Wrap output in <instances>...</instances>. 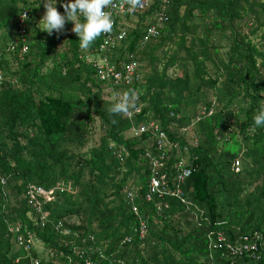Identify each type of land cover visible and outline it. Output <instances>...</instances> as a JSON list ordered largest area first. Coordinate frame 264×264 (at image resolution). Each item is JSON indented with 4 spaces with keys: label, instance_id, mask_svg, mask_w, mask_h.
Returning a JSON list of instances; mask_svg holds the SVG:
<instances>
[{
    "label": "trees",
    "instance_id": "obj_1",
    "mask_svg": "<svg viewBox=\"0 0 264 264\" xmlns=\"http://www.w3.org/2000/svg\"><path fill=\"white\" fill-rule=\"evenodd\" d=\"M165 1L112 11L116 42L99 51L103 35L82 50L72 22L41 31L43 0H0V264H264L226 249L264 229V127L253 121L264 108V0ZM67 2L57 0L62 15ZM161 12L158 36L144 41ZM100 65L120 77L102 80ZM130 89L137 113L111 114ZM159 132L164 159L153 172ZM184 166L192 173L179 183ZM151 177L178 185L185 203L148 199ZM29 185L45 192L40 209L26 199ZM27 232L25 250L17 236ZM217 234L225 242L214 249Z\"/></svg>",
    "mask_w": 264,
    "mask_h": 264
},
{
    "label": "built area",
    "instance_id": "obj_2",
    "mask_svg": "<svg viewBox=\"0 0 264 264\" xmlns=\"http://www.w3.org/2000/svg\"><path fill=\"white\" fill-rule=\"evenodd\" d=\"M114 3L117 6L107 9L108 11H111V12L115 11L121 16H124L127 13H133V12L128 11L129 5L122 3V0H116V1L114 0ZM162 3L165 4L166 1L162 0ZM147 6H148V0H141V5L138 6L134 12H141L145 10ZM165 21H166L165 15L162 12L157 13L156 21L151 27L148 28L146 36L143 38L144 41H148V39H152V38L155 39L158 36V32H159L158 28L161 27L162 23ZM17 33H18L19 38L21 39L20 41L21 52L22 54H25L28 50V47L25 42V27H24V22L21 19V17L19 18V28H18ZM122 37H123V33L117 36V40H121ZM115 42H116L115 38L110 33L103 34V43L100 45L99 51H102L105 48L113 46ZM14 50H15L14 44H11L7 47V51L9 52H13ZM0 58H1V54H0ZM98 68H99V74L101 75L102 80L108 78L109 76L113 78L120 77L121 73H119L118 71H114L112 67H107V66L103 67L102 65H100ZM133 69H134V64H128L126 66L125 72H122L124 78L127 81H130L133 78L134 76ZM2 82H3V75H2V72L0 71V84ZM204 112L205 110L203 109L201 113L204 114ZM134 113H137V111L136 110L129 111V113L127 114L128 118L130 119ZM211 113L212 111L210 110L207 112V115H211ZM141 131H144V129L141 128ZM163 137H164L163 133L159 132L157 135V141H156V149L159 152V155L157 157L150 156L151 157V167H152L153 172L157 168L163 165L162 162L164 159V153L161 151L164 147ZM234 165H235V170L239 171L240 161L236 160L234 162ZM191 173L192 171L190 168L186 166L181 167L178 170V173L176 175L177 181L179 183H183L185 179H187L191 175ZM1 182L3 183V181ZM149 188H150V193L147 195L148 199L150 198L151 195H153L154 193H157L159 197H163L164 195H169L171 197L179 198L182 203H185V200L181 196L182 193H181V189L179 188V186L176 185L175 189H170L167 183H164L163 177L160 179L156 177H151ZM44 194L45 192L41 188H38L32 185H29L28 190L25 193L28 203L32 205L33 207H36L37 209H40V207L38 206L39 205L38 197ZM128 197L130 201L133 200L131 194H128ZM132 211L135 215L137 216L139 215V211L136 206L132 207ZM197 211L199 212L200 210H197ZM201 214L202 212L199 213V215ZM18 230H19L18 226L11 228V231H14V232H18ZM146 230H147V227L145 225V221L139 217V222H138V227H137V235L139 236V238L142 239L144 237ZM215 237H216L215 241L211 242V247L214 249L221 248V246L224 245V242H225L224 237L221 234H217ZM208 238L209 240L213 239L212 233L208 235ZM90 239H92V237H90ZM249 240L250 239L245 236L243 237L244 243L242 245L239 246V245L226 244V249L229 250L232 255H241L243 251L250 252L252 253L253 256H256V259H259L261 255H264V244L262 245L260 244V243H264V229L262 231H254L252 233V239H251L252 243L251 244H248ZM17 241H18V244L23 246L25 250H28L30 248V244L33 241V236L31 233L27 232L25 238L18 235ZM74 252L80 258L83 256V251L80 249L76 248L74 249ZM83 262L84 264H95L89 258H84Z\"/></svg>",
    "mask_w": 264,
    "mask_h": 264
},
{
    "label": "clouds",
    "instance_id": "obj_3",
    "mask_svg": "<svg viewBox=\"0 0 264 264\" xmlns=\"http://www.w3.org/2000/svg\"><path fill=\"white\" fill-rule=\"evenodd\" d=\"M122 3L129 5V12H134L141 5V0H122ZM56 4L57 0H43L45 14L39 25L43 24L41 31L46 32L49 36L53 34V31L63 32L66 23L72 22L74 24L72 32L79 37L80 48L88 50L101 35L113 31L115 22L112 19V12L107 9L117 6L114 0H73V2L61 5L64 9L63 15L57 10ZM81 16L84 22H79ZM21 19L28 20L27 14L23 13ZM137 99L138 95L135 90L130 89L124 92L118 102L111 107L110 113L114 115L128 114L130 109L135 107ZM253 121L255 127H264V108L254 115ZM112 123L115 124L116 121L113 120Z\"/></svg>",
    "mask_w": 264,
    "mask_h": 264
},
{
    "label": "rangeland",
    "instance_id": "obj_4",
    "mask_svg": "<svg viewBox=\"0 0 264 264\" xmlns=\"http://www.w3.org/2000/svg\"><path fill=\"white\" fill-rule=\"evenodd\" d=\"M256 42H258V40L257 41H254V43H256ZM206 93H207V96H208L209 99H213L214 94H213L212 91H207ZM97 137L98 136L96 135L95 136V140H97ZM62 185L68 186V183H62Z\"/></svg>",
    "mask_w": 264,
    "mask_h": 264
},
{
    "label": "bare ground",
    "instance_id": "obj_5",
    "mask_svg": "<svg viewBox=\"0 0 264 264\" xmlns=\"http://www.w3.org/2000/svg\"><path fill=\"white\" fill-rule=\"evenodd\" d=\"M191 106V105H190ZM79 247V246H78Z\"/></svg>",
    "mask_w": 264,
    "mask_h": 264
}]
</instances>
